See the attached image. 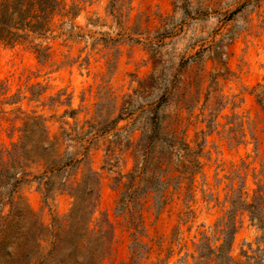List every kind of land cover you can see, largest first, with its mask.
Segmentation results:
<instances>
[{"label":"rangeland","instance_id":"1","mask_svg":"<svg viewBox=\"0 0 264 264\" xmlns=\"http://www.w3.org/2000/svg\"><path fill=\"white\" fill-rule=\"evenodd\" d=\"M63 2L0 41V227L53 228L96 178L101 264H264V0ZM29 117L45 161L4 151Z\"/></svg>","mask_w":264,"mask_h":264},{"label":"trees","instance_id":"2","mask_svg":"<svg viewBox=\"0 0 264 264\" xmlns=\"http://www.w3.org/2000/svg\"><path fill=\"white\" fill-rule=\"evenodd\" d=\"M64 6L63 0H0V41L13 44L22 41L27 32L46 31L53 15ZM258 101L263 103L264 97L258 98ZM38 123L39 118L29 117L21 129L20 140L4 151L9 153L16 150L21 157L30 158V161L47 160L46 155L54 150L57 137H50L44 127L39 144L29 139L27 141V137L32 136L27 129ZM89 171L93 175L97 174L91 166ZM96 180L92 186L86 184L83 177L73 183V188L90 196L92 202L86 206L74 202L69 212L59 217L60 221L53 228L44 226L27 205L23 208L21 204L15 203L8 220L0 227V263L101 264L108 254L112 229L108 219L100 225L93 224L98 205ZM72 196L77 201L75 192ZM22 208L24 213L21 214ZM45 237L48 240L47 247L42 246Z\"/></svg>","mask_w":264,"mask_h":264}]
</instances>
